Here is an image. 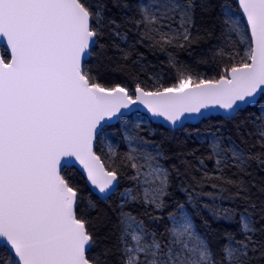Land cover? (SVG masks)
I'll return each mask as SVG.
<instances>
[{"label": "snow or ice", "instance_id": "6c2138e0", "mask_svg": "<svg viewBox=\"0 0 264 264\" xmlns=\"http://www.w3.org/2000/svg\"><path fill=\"white\" fill-rule=\"evenodd\" d=\"M236 3L240 19L227 3L211 0H111V7L108 0H0V264H253L264 259V238H258L264 237V200L252 193L255 188L264 195V184L245 180L253 162L264 170V109L257 107L264 103V0ZM197 8L201 13L219 9L223 43L212 55L221 61L227 55L230 62L219 79L196 82L189 75L164 86L157 75L151 90L143 81L131 89L100 82L115 59L107 55L109 48L127 62L135 44L147 42L164 52L198 43L203 37ZM133 30L138 39L130 36ZM105 37L109 43H101ZM167 55L170 66L179 63L172 52ZM93 58L96 67L90 66ZM142 59L138 53L133 63ZM128 79L138 77L129 71ZM137 104L173 130L203 116L202 110L218 108L224 120L236 121L241 143L218 129L203 138L202 155L178 153V163L171 164L161 145L128 134L129 150L118 155L109 145L102 160L94 143L103 137L105 124ZM250 109L255 112L237 120ZM185 155L194 156L196 165ZM73 160L99 200L118 194V201L99 210L89 198L82 209L80 189L63 174ZM125 175L131 186L121 191ZM174 178L185 199H173L175 207L166 212ZM237 201L242 209L234 206ZM202 211L214 221L238 223L240 238L224 231L225 243L214 249L195 224L194 214ZM165 220L163 231L152 227Z\"/></svg>", "mask_w": 264, "mask_h": 264}, {"label": "trees", "instance_id": "16d2710c", "mask_svg": "<svg viewBox=\"0 0 264 264\" xmlns=\"http://www.w3.org/2000/svg\"><path fill=\"white\" fill-rule=\"evenodd\" d=\"M109 7H111V0H108ZM132 2V0H129ZM213 4L218 3H227L234 10L239 12L238 4L236 0H211ZM219 9L216 8L209 13H201L199 8H197L196 18H197V27L200 29L199 35L203 37L198 43L192 44L190 47L185 49L179 48H169L167 51L161 52L159 49H151L148 46V43L144 44H135L132 51V55L127 62L121 61L119 59V53L115 52L111 48L108 49L107 55L112 56L115 59L109 64V70L105 73V79H102L100 82L104 83L106 86H114L116 83H120L122 86H128L130 89L134 87L135 82L143 81L142 86H146L149 90L152 89L153 84L156 82L155 77L159 75V83L164 86H172L177 83L178 80L182 77L186 78L187 76H193L194 80L198 82L199 79H219L220 75L223 73L224 68L230 66L229 58L227 55L221 61L219 58L213 59L212 50L215 45L222 44L223 40L218 39L220 37L221 26L217 20V13ZM112 13L115 14L116 19H120L119 11L116 8H112ZM131 28V25L128 26ZM208 33H211L209 36ZM195 34V30H194ZM130 36L133 39H138L135 37V30L130 32ZM235 38V37H234ZM101 43H109L108 38L105 37L101 40ZM172 52L176 60L179 62L175 66H170L168 64V52ZM138 53H143V59L140 61V64H134L133 61L137 60ZM121 65L124 67V71H111L112 68ZM90 66L96 67L97 62L95 58L90 61ZM143 69V70H141ZM131 71L137 77V81H130L128 79V73ZM151 77V79H150ZM258 108H261V105H257ZM262 109V108H261ZM255 109H250L248 112L241 113L237 120H241L244 117L250 116ZM234 123L229 122L223 119V116H210L204 118L198 123L192 124L188 123L183 128L177 130H172L160 123L151 122L150 125L142 127L145 130H141L140 134L153 144H159L162 146L165 153L172 157L170 160L171 164L178 163L179 157L178 153H195V156L202 155L206 146L203 144V140L198 137L200 134L204 133H213L218 129L223 134L224 137H231L232 141H235L237 144H240V138L237 136L236 129L233 127ZM119 123L107 126L105 128L117 131V137H121V132L119 130ZM104 128V129H105ZM149 129V131H146ZM251 126L249 125L248 131H251ZM245 139H248L245 137ZM254 137L249 140V144L254 142ZM229 141L225 139V144H228ZM244 147L245 145H241ZM129 150V146L125 142L121 144L116 149L117 154L121 155ZM252 151H258L257 148L251 149ZM96 151L103 160L106 159L108 150H106L98 141L96 146ZM183 158L191 160L193 165H196L194 156L185 155ZM208 168H212V162L206 161ZM168 166V164H166ZM198 166V165H197ZM183 171V168H181ZM231 171H235L234 169ZM231 171L228 173L231 175ZM249 171L252 173L251 176H245V180L252 181L255 180L258 184H264V170H261L255 162L251 164ZM63 174L72 178V183L75 184L81 191V196L83 197L81 207L86 210L87 201L90 198L95 201L98 205L99 210H107L109 204L114 205L118 201V194L111 197L108 201H101L98 199L97 194L92 191L89 187L85 176L82 172L76 167L72 166L70 168H64ZM127 174H130V170ZM193 175H199L198 172H193ZM179 183L175 178L173 179V197L169 199L170 207L165 211H171L175 207V204L172 202L173 199H179L183 201L185 196L182 192L178 191L176 185ZM131 182L127 179V175L123 176L120 180V190L122 191L126 187H130ZM205 190H210L207 187ZM252 193L254 197H259L260 200H264V195H260L256 192L255 188H252ZM227 204V202H225ZM241 209L243 205L240 201L236 202V205ZM135 211L139 212L141 209L136 208ZM191 210V209H190ZM97 212H92L91 215L95 216ZM201 217L206 219L211 225L210 228H205L202 223ZM195 224L197 230L203 234L207 235L211 241L212 247L218 249L220 245L225 243L223 238L224 231L235 232L237 238H240V234L237 231L238 223H227L223 220L217 222L212 219V217L206 211H202L200 215H195ZM147 222V221H146ZM167 221L161 222L159 225H152L156 227L158 231H163L164 224ZM106 231V229L101 230V234ZM264 238V237H258ZM253 264H264V259L259 261H254Z\"/></svg>", "mask_w": 264, "mask_h": 264}, {"label": "rangeland", "instance_id": "374dc122", "mask_svg": "<svg viewBox=\"0 0 264 264\" xmlns=\"http://www.w3.org/2000/svg\"><path fill=\"white\" fill-rule=\"evenodd\" d=\"M232 10L235 13V18L240 19V17H241L240 12L234 10L233 8H232ZM260 105H261V108L264 109V103H261ZM137 124L141 125V127L139 129H137L135 127ZM150 124H151V121L147 115H145L143 113H135V114L128 116V117H126L120 121L119 130L122 134L121 135L122 138L117 137V131L105 128L104 129V135L101 138V140H99V142L106 150H108L109 145H111L113 148L117 149L118 146L121 144V142H125L129 146V141L126 139V135L130 134L132 136H136L138 134V135L142 136L140 134V131L145 130L142 127L148 126ZM146 131H149V129H146ZM209 134L210 133L200 134V135H198V137L203 140V138L208 136Z\"/></svg>", "mask_w": 264, "mask_h": 264}, {"label": "water", "instance_id": "95a60500", "mask_svg": "<svg viewBox=\"0 0 264 264\" xmlns=\"http://www.w3.org/2000/svg\"><path fill=\"white\" fill-rule=\"evenodd\" d=\"M239 11L241 12V10L239 9ZM2 50V49H0ZM204 111V115L203 116H193L192 118L190 119H186L184 120V126L188 123H192V124H195V123H198L199 121H201L202 119L204 118H208L210 116H223V111L218 109V108H209L207 110H202ZM123 112V115L122 116H118L110 121H108L106 124H105V127L107 126H110V125H114V124H117L119 123L122 119H124L125 117H128V116H131L135 113H143L145 115H147L150 119L151 122H155V123H160L162 125H164L165 127L169 128V129H172V126L170 125V123L168 121H166L164 118L162 117H156V116H153L150 112L147 111V109L143 106V105H140V104H137L135 106H132V108L130 110H122ZM104 127V128H105ZM180 127H176L174 130H177L179 129ZM98 142V141H97ZM97 142L94 143V151H96V146H97ZM97 153V151H96ZM98 154V153H97ZM100 155V154H98ZM102 158V157H101ZM103 160V159H102ZM72 166H76L81 172L82 174L85 176L86 178V172L83 170L82 166L79 164L78 161H75L73 160L72 161ZM87 180V179H86ZM89 187L92 189L93 191V188L90 186L89 182L87 181ZM94 192V191H93ZM96 193V192H94Z\"/></svg>", "mask_w": 264, "mask_h": 264}]
</instances>
